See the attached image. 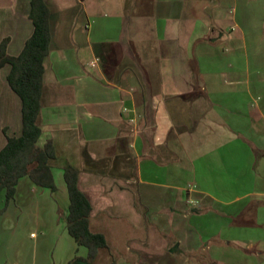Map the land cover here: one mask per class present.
Returning a JSON list of instances; mask_svg holds the SVG:
<instances>
[{
    "label": "crops",
    "instance_id": "0c3cea01",
    "mask_svg": "<svg viewBox=\"0 0 264 264\" xmlns=\"http://www.w3.org/2000/svg\"><path fill=\"white\" fill-rule=\"evenodd\" d=\"M45 2L51 41L38 145L54 147L56 190L38 188L50 192L45 202L61 210L65 230L62 173L72 166L92 179L84 186L78 178L92 207L90 228L95 213L106 220L133 213L160 221V231L176 238L168 259L153 264H264V0L257 24L232 21L238 35L223 31L219 0ZM29 13L30 0H0V42L8 38L9 56L32 33ZM8 71L0 68V149L2 129L21 133V101ZM127 166L134 181L121 176ZM31 187L27 176L18 181L4 217L30 206L18 196ZM72 242L64 264H86L78 259L86 250Z\"/></svg>",
    "mask_w": 264,
    "mask_h": 264
},
{
    "label": "rangeland",
    "instance_id": "374dc122",
    "mask_svg": "<svg viewBox=\"0 0 264 264\" xmlns=\"http://www.w3.org/2000/svg\"><path fill=\"white\" fill-rule=\"evenodd\" d=\"M257 2L258 0H219L221 8L216 16L222 18L225 34H239L238 29L231 28L232 21L236 22V19L252 20L255 24L261 21L262 12L260 4L258 6ZM222 52H224L223 47ZM113 174L118 175L117 173ZM108 175L100 173L95 177L99 180H108ZM122 175H125L128 181L136 179L135 173L129 166L125 173H121ZM80 177L84 186L88 184L89 180H92L85 171L80 173L79 179ZM21 191L22 188H19V193ZM84 191L96 192L93 189L85 188ZM23 192L19 194L18 199L21 202L30 200V206L27 205L25 210L20 206L11 217H4L6 216L4 214L0 217V262L9 264L11 260L15 264H64L66 258L71 255L73 242L65 230L64 222L60 221L58 214L59 212L61 214V210L59 209L57 212L58 208L55 210L50 205L48 190L31 187L29 192ZM133 193L134 186L128 185L126 189L128 202L130 197H133ZM97 195L94 193L95 197ZM55 196L57 200L62 198L60 192ZM45 197H48L50 204L45 202ZM12 204L15 205L14 202ZM2 205L3 195L0 194V207ZM130 205L138 212V208L136 209L134 204ZM130 207L127 209L128 211ZM140 213L142 214L141 211ZM141 218L142 220L134 219V214L128 213L126 220L116 217L106 220L103 215L95 213L91 220L90 230L103 233L107 239V246L99 250L89 264H111L113 262L117 264H153V261L167 260V251L173 246L172 242L176 238L174 239L171 233L164 235L160 231L158 228L160 221L152 224L149 218L145 219L143 216ZM78 254L80 255V253ZM136 261L140 262L136 263ZM70 264L81 263L73 260Z\"/></svg>",
    "mask_w": 264,
    "mask_h": 264
},
{
    "label": "trees",
    "instance_id": "16d2710c",
    "mask_svg": "<svg viewBox=\"0 0 264 264\" xmlns=\"http://www.w3.org/2000/svg\"><path fill=\"white\" fill-rule=\"evenodd\" d=\"M50 16L51 11L45 0H30L28 18L33 30L20 53L17 56L7 55L5 49L8 38L0 42V68L9 65L6 81L21 101L20 135L7 136L6 130L2 129L6 143L0 149V194L3 195L0 215L6 210L9 201L14 197L18 181L24 176L36 187L56 190L50 171L51 162L55 160L54 147L50 141L42 146L38 145L41 136L38 117L41 109L44 61L49 54L51 41ZM103 47L104 44H99L96 49L102 50ZM79 175V170L72 166L63 168L62 177L69 200L66 230L76 246L86 250V257L78 259L88 264L99 250L106 248L107 243L102 233L90 230L89 216L92 207L78 188Z\"/></svg>",
    "mask_w": 264,
    "mask_h": 264
}]
</instances>
